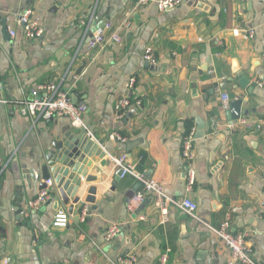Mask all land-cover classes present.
<instances>
[{
    "label": "crops",
    "instance_id": "obj_1",
    "mask_svg": "<svg viewBox=\"0 0 264 264\" xmlns=\"http://www.w3.org/2000/svg\"><path fill=\"white\" fill-rule=\"evenodd\" d=\"M135 4L0 0L2 98H32L37 86L64 79L75 104L86 107L83 127H77L65 117L34 122L17 105L0 104V253L9 264H123L120 258L128 254L137 257L136 264H161L167 251V264H228L230 252L215 233L204 231L180 208H169L165 224L152 201L129 212L128 194L135 195L139 183L131 176L116 181L112 161L126 155L178 203L193 200L205 224L219 228L230 219L235 233L249 235L252 258L264 264V129L259 128L264 122V0H183L167 12L156 4L136 10ZM26 8L45 30L40 40H25L16 23ZM90 20L95 34L102 22L110 26L101 49H89L90 32L84 40ZM250 30L253 39L247 36ZM113 32L121 35V45L110 41ZM148 46L154 49L151 64L144 60ZM243 77L250 82L246 89ZM132 78L133 104L125 118L117 119L115 105L128 94ZM224 94L232 98L228 111ZM238 99H243L241 116L232 121L228 112ZM81 129L107 156L86 158L85 175L96 182L79 176L75 209L81 217L89 211L86 221L72 216L66 229H55V213H68L73 199L63 204L53 176L50 204L37 213L25 204L42 191V168L54 146ZM201 129L204 137L195 139ZM191 134L197 178L189 194L182 152ZM102 160L108 165L102 167ZM92 187L97 188L94 205L86 203ZM115 225L120 233L105 242L107 229Z\"/></svg>",
    "mask_w": 264,
    "mask_h": 264
},
{
    "label": "built area",
    "instance_id": "obj_2",
    "mask_svg": "<svg viewBox=\"0 0 264 264\" xmlns=\"http://www.w3.org/2000/svg\"><path fill=\"white\" fill-rule=\"evenodd\" d=\"M150 4H156L160 12L173 11L183 4V0H136L135 9L140 10ZM16 23L22 28L23 38L27 41L40 40L45 35V30L43 26L34 18V13L30 8L23 9L17 16ZM92 20L85 23L87 27L84 34V40H86ZM127 24V23H126ZM125 24V25H126ZM127 26V25H126ZM110 28L106 25L105 28L94 35V37L87 42L90 50L101 49L106 44L105 30ZM238 34V32H236ZM10 35L12 37L16 36V31L11 30ZM247 36L253 39L255 36L254 30L247 32ZM110 41L121 45L122 38L117 32H113L110 36ZM154 49L152 46H148L145 50L144 60L151 64L154 63ZM65 80L48 82L46 84L39 85L35 88L32 98L22 97L21 99L11 102L2 98L1 94L4 92V84L0 80V104L4 105H17L19 112L23 117H28L34 122L40 120L52 121L58 118H68L71 120L72 124L77 127H83V115L86 112V107L83 105L75 104L71 93L65 90L64 87ZM136 84V79L132 78L128 85V94L121 97L115 105V113L117 119H123L127 116L129 108L132 106V101L130 97V92L134 89ZM260 85V84H259ZM232 98L228 94L222 96V102L224 104L225 110L230 109V103ZM135 105H141V101L137 100ZM241 125H246V121H240ZM259 128L264 129V122L259 126ZM88 136L93 139L92 134ZM193 135L191 134L184 141V149L182 152L183 159L187 165V180H186V190L189 194L192 193L194 186L196 184V170L193 166V161L195 158L193 152ZM128 157L126 155L120 158H112L113 163L116 167V175L121 173L120 179L124 180L131 176L137 180L141 185L139 191L128 200L127 208L129 212H134L138 210L141 206L146 204V202H154V205L159 209L161 214V222L163 224L168 222L169 208L178 207L184 213L189 215L191 218L199 221L207 228L208 231L214 232L218 239L226 246L231 255V260L228 264H258L253 258L247 248L246 239L249 236L247 233H235L232 230V224L230 219H227L221 224L219 228H213L209 224H205L199 217V208L197 204L190 198L184 199L182 202L178 203L176 200L168 196L158 182L148 179L144 173L136 170V168L127 162ZM38 180V176H35ZM46 189H43L35 200L26 202L25 208L33 213L39 212L43 207L50 204L52 199V194L50 188L53 187V181H46ZM89 211H84L81 221H86ZM72 221V216L64 210H58L52 222V226L55 229H66ZM120 233L119 226H110L107 229L104 240L110 243L118 234ZM168 252L163 254L161 257V264H167ZM120 262L123 264H136L137 257L128 254L125 257L120 258ZM0 264H9L8 259L0 253ZM61 264H70L68 261H64Z\"/></svg>",
    "mask_w": 264,
    "mask_h": 264
},
{
    "label": "water",
    "instance_id": "obj_3",
    "mask_svg": "<svg viewBox=\"0 0 264 264\" xmlns=\"http://www.w3.org/2000/svg\"><path fill=\"white\" fill-rule=\"evenodd\" d=\"M96 23L93 22V25ZM105 28V21L99 25V29ZM95 30L92 29L89 34V39L94 37ZM87 63L83 62L81 71L86 67ZM80 73V72H79ZM243 88H248L250 82L247 78L243 77L240 81ZM251 92L252 90L249 89ZM73 98V97H72ZM75 103V99L73 98ZM243 99H238L234 101L231 105V110L228 112V118L232 121L238 120L241 116ZM234 123V122H233ZM202 130V129H201ZM205 132L199 131L195 139L204 137ZM92 153H97L101 159H104L107 154L102 150L99 144L95 143L89 136L85 129H81L78 136H65L62 138L57 145L54 146L53 153L48 155V164L42 168V180L44 183L41 184V189H46V181L51 180L53 176V181L58 190L59 196L65 206H69L70 198L73 199V203L69 206L68 213L74 216L76 220H80L79 210L75 209V205L80 202V197L77 195L82 187V181L79 176H83L87 183H94L97 178L86 176L85 168L90 166V163L86 160L88 155ZM108 165V161L102 160L101 166L105 167ZM121 173L116 175V181H121ZM141 187L140 184L137 185L136 190ZM135 191V190H134ZM97 192L96 187L89 189L88 197L86 198V203L94 205L96 203L95 194ZM134 196L133 193L128 194V198L131 199ZM204 231H207L202 225Z\"/></svg>",
    "mask_w": 264,
    "mask_h": 264
}]
</instances>
